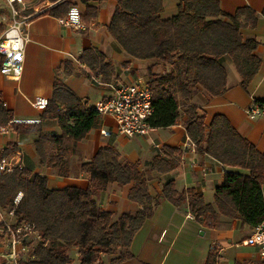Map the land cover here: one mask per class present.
<instances>
[{"label":"trees","instance_id":"16d2710c","mask_svg":"<svg viewBox=\"0 0 264 264\" xmlns=\"http://www.w3.org/2000/svg\"><path fill=\"white\" fill-rule=\"evenodd\" d=\"M46 1L52 4L46 12L58 18L73 4L71 0ZM76 1L85 7L81 18L88 26L96 18L98 7L90 0ZM97 1L100 4L106 0ZM162 3L163 0H116L107 27L126 54L141 60L153 59L167 67L164 74L148 75L146 84L153 107L150 126L170 127L184 115L186 134L196 150L224 166L249 171L247 175L225 171L222 184L215 188L213 205L205 203L195 190L177 192L173 182L163 185L162 195L174 205L188 197L194 218L204 217L210 226L215 219L208 213L214 218L235 217L253 227L264 220V152H258L223 115H215L206 125L198 107L190 101L198 87L211 97L227 90V73L221 63L224 55L232 61L240 86L247 90L261 60L255 53L259 41L244 38L242 31L255 28L259 14L247 6L228 14L220 9L217 0H180L176 14L164 19L160 15ZM80 59L101 72L103 81L109 80L112 64L97 50H86ZM254 102L264 107V99ZM58 104L63 105V110L58 109ZM47 108L55 111L61 134H39L35 148L40 163L55 169L59 177L82 173L88 177L89 186L49 189L45 176L19 166L0 175V209H14L17 222L34 224L40 234V241L28 253L27 264H73L69 248L77 251L78 264H104L102 255L113 256L108 264H131L133 256L128 248L132 239L159 205V198L148 192L150 171L173 170L181 161L180 151L167 147L166 157H154L151 168L140 171L137 163L122 161L114 147L106 146L91 161L79 162L74 172L70 156L76 153V143L97 122L98 114L57 79ZM11 120L10 113L0 108V126ZM11 125L20 130L14 123ZM48 142L56 146L55 153L43 151ZM114 181L133 184L128 198L141 205L138 211L115 216L99 208L94 197ZM19 193L21 197L14 202ZM204 264H217L213 251L208 252Z\"/></svg>","mask_w":264,"mask_h":264},{"label":"crops","instance_id":"0c3cea01","mask_svg":"<svg viewBox=\"0 0 264 264\" xmlns=\"http://www.w3.org/2000/svg\"><path fill=\"white\" fill-rule=\"evenodd\" d=\"M36 1L37 8L42 12L34 13L27 26L29 41L24 46L21 74L15 79L0 73V108L8 111L12 123L20 127V130H14L12 123L5 124L7 131L0 132V149L8 147L11 150L14 167L19 166L32 174L45 176L49 189H86L89 186L86 175L79 173L59 177L55 174V169L40 163L35 148L39 134H61V130L55 111L50 108L36 109L31 106L30 99L44 96L50 100L57 79L85 107H91L96 101L111 96L112 90L106 83L113 80L147 83L149 73L164 74L167 67L153 59L141 60L129 56L112 38L107 27L116 7V0H106L100 4L97 0H90V4L97 6L98 11L86 30H76L61 24L60 17L46 12L52 6L51 3L46 0ZM179 1L163 0L161 17L167 19L175 15ZM217 1L220 9L228 14H233L237 8L244 6L259 14L256 27L245 28L242 32L244 38L259 41L255 53L261 60V66L245 90L239 84L240 77L230 58L222 56L221 63L227 73V90L220 96L211 97L198 87L190 102L198 107L206 125H209L215 115H223L241 136L262 153L264 107L262 114L255 118H250L247 111L255 99H264V14L261 13L264 10V0ZM28 3L26 0L24 14L33 13V7H36L29 6ZM75 4L83 14L84 5L77 1ZM10 22L9 9L6 12L0 10V25L3 30ZM90 48L97 50L112 64L108 81H103L101 72L92 70L81 61L83 53ZM80 64L87 69L81 68ZM94 74H97L101 83L93 80ZM58 109L63 110V105L58 104ZM184 121L185 116L182 115L170 127L153 128L147 136L128 137L118 132L111 116L98 115L91 130L76 143V153L70 156L72 171H76L79 162L91 161L106 146L114 147L122 161L137 163L140 171L149 170L154 157H166L165 148H177L181 161L176 168L165 173L150 171L148 192L152 197L159 198V205L152 218L144 221L132 239L128 248L133 256L131 264H204L210 250L217 256V264H264V256L257 246L242 244V240L251 234L252 226L235 217L219 215L214 218L208 213L209 218L215 219V223L210 226L204 217L201 220L194 218L188 197L179 205H174L163 197V185L173 182L177 192L195 190L202 194L205 203L213 205L215 188L222 184L225 171L231 170L244 175L249 173L247 169L224 166L211 156L186 146L189 138ZM102 130H106V134H102ZM43 151L46 154L55 153L56 146L48 142ZM132 185L111 182L94 199L100 209L112 212L115 216L138 211L141 205L128 198ZM262 193L264 197V183ZM103 257L110 259L113 256L102 255V260Z\"/></svg>","mask_w":264,"mask_h":264},{"label":"built area","instance_id":"2783aa9c","mask_svg":"<svg viewBox=\"0 0 264 264\" xmlns=\"http://www.w3.org/2000/svg\"><path fill=\"white\" fill-rule=\"evenodd\" d=\"M7 5L11 22L0 34V73L18 79L23 64L24 46L29 41L27 26L34 17V13L42 10L33 7V13L24 14L27 5L26 0H4ZM82 13L76 5H71L66 14L59 18V22L76 30H86L88 26L82 21ZM80 67L87 69L84 65ZM97 74L93 80L101 83ZM106 85L111 88V96L96 101L91 107L100 115L111 116L116 124L118 132L128 136H147L153 129L149 124V117L153 112L151 92L146 83L137 81L123 83L117 80L110 81ZM32 107L44 110L48 106V98L35 96L30 99ZM263 108L254 102L247 111L250 118L262 114ZM12 121H9V125ZM7 126H0V132H6ZM106 134V130H102ZM192 150L196 146L187 139ZM0 175L12 171L14 168L11 150L8 147L0 149ZM19 194L14 202H17ZM6 219L0 212V264H27L29 251L40 241V234L34 224L21 221L17 222L14 209L8 212ZM244 245H255L264 256V220L253 226L251 234L244 240Z\"/></svg>","mask_w":264,"mask_h":264},{"label":"rangeland","instance_id":"374dc122","mask_svg":"<svg viewBox=\"0 0 264 264\" xmlns=\"http://www.w3.org/2000/svg\"><path fill=\"white\" fill-rule=\"evenodd\" d=\"M29 3H28V5L29 6H32V5H36V6H38V4H36V0H27ZM72 2H73V4L72 5H76L75 3H76V0H71ZM4 6H7L6 4H5V2H4V0H0V10H2V11H4V12H6L8 9H6ZM38 9H40V8H38ZM10 13V12H9ZM5 30V29H4ZM3 30V31H4ZM2 31V32H3ZM1 32V33H2ZM19 194H21V193H19ZM18 194V195H19ZM0 212H1V214H2V216L4 217V218H6V219H8L9 218V216H8V212L6 211V210H1L0 209ZM67 252H68V254L70 255V257H71V259H72V263L73 264H78L79 263V260H78V255H77V251L75 250V249H73V248H69L68 250H67ZM102 262L104 263V264H108V262H109V257H103V260H102Z\"/></svg>","mask_w":264,"mask_h":264}]
</instances>
